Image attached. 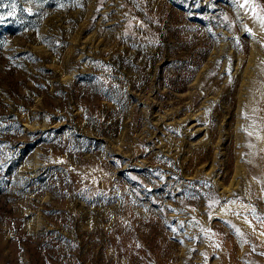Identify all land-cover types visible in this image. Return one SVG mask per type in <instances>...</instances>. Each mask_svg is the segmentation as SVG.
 I'll list each match as a JSON object with an SVG mask.
<instances>
[{
    "label": "rangeland",
    "instance_id": "obj_1",
    "mask_svg": "<svg viewBox=\"0 0 264 264\" xmlns=\"http://www.w3.org/2000/svg\"><path fill=\"white\" fill-rule=\"evenodd\" d=\"M0 264H264V0H0Z\"/></svg>",
    "mask_w": 264,
    "mask_h": 264
},
{
    "label": "snow or ice",
    "instance_id": "obj_2",
    "mask_svg": "<svg viewBox=\"0 0 264 264\" xmlns=\"http://www.w3.org/2000/svg\"><path fill=\"white\" fill-rule=\"evenodd\" d=\"M245 3H248V0H245ZM14 6V5H13ZM241 6H243V5H241ZM249 135H251V133H249Z\"/></svg>",
    "mask_w": 264,
    "mask_h": 264
}]
</instances>
